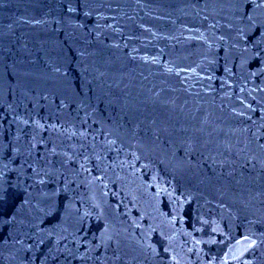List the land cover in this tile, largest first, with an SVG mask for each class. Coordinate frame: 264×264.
Instances as JSON below:
<instances>
[{
    "label": "water",
    "instance_id": "95a60500",
    "mask_svg": "<svg viewBox=\"0 0 264 264\" xmlns=\"http://www.w3.org/2000/svg\"><path fill=\"white\" fill-rule=\"evenodd\" d=\"M262 34L264 0H0V264H264Z\"/></svg>",
    "mask_w": 264,
    "mask_h": 264
},
{
    "label": "snow or ice",
    "instance_id": "6c2138e0",
    "mask_svg": "<svg viewBox=\"0 0 264 264\" xmlns=\"http://www.w3.org/2000/svg\"><path fill=\"white\" fill-rule=\"evenodd\" d=\"M257 7H260V5H257ZM248 19L251 20L252 17L249 16ZM261 44H264V34H262L261 37L256 40V45H261ZM257 55H259V53H257ZM9 196L10 193L8 192L7 189H0V205L7 204Z\"/></svg>",
    "mask_w": 264,
    "mask_h": 264
}]
</instances>
